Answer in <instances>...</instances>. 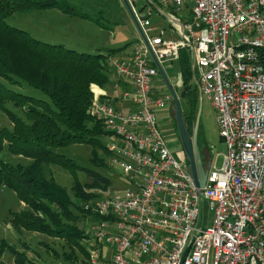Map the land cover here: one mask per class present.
I'll use <instances>...</instances> for the list:
<instances>
[{
	"label": "built area",
	"instance_id": "built-area-1",
	"mask_svg": "<svg viewBox=\"0 0 264 264\" xmlns=\"http://www.w3.org/2000/svg\"><path fill=\"white\" fill-rule=\"evenodd\" d=\"M128 1L145 39L109 63L130 85L131 107L90 83L88 113L110 139L107 165L129 186L85 205L105 219L88 232L84 264H264V0H155L170 8L172 36L151 34ZM182 48L226 149L201 190L158 123L173 99L155 60L169 66Z\"/></svg>",
	"mask_w": 264,
	"mask_h": 264
},
{
	"label": "trees",
	"instance_id": "trees-1",
	"mask_svg": "<svg viewBox=\"0 0 264 264\" xmlns=\"http://www.w3.org/2000/svg\"><path fill=\"white\" fill-rule=\"evenodd\" d=\"M49 8L101 24L97 17L92 18L68 0H0V110L11 122V127H0V188L11 189L24 203V208L11 212L10 222L14 226L65 239L71 251L64 256L76 261L74 250L85 258L87 247H93L90 234L80 228L77 221L80 217H91L96 222L105 219L85 205L103 197L111 180L94 168L79 165L59 149L71 144H87L92 149L93 165L106 164L98 149L105 156L109 154L102 140L107 132L102 123L88 113L92 97L89 85L95 83L104 87L111 82L107 57L124 47L112 49L108 54L79 52L41 41L8 22L15 11ZM178 64L182 79L180 96L188 103V109L182 114L191 134L199 93L188 49H180ZM7 102L20 108L23 116L8 108ZM170 110H173V101ZM174 128L176 130L175 122ZM202 138L198 129L199 146ZM4 150L27 162L12 164L3 160ZM203 158L205 163L210 161L209 152L203 154ZM43 164L58 165L72 173L73 198L54 177L44 175ZM77 170L85 171L91 181L78 180ZM5 252L13 255V264H42L1 238L0 264H9L1 260Z\"/></svg>",
	"mask_w": 264,
	"mask_h": 264
},
{
	"label": "rangeland",
	"instance_id": "rangeland-1",
	"mask_svg": "<svg viewBox=\"0 0 264 264\" xmlns=\"http://www.w3.org/2000/svg\"><path fill=\"white\" fill-rule=\"evenodd\" d=\"M70 1L78 5V7L83 11L89 12L92 15L97 14L95 17L98 18V21H100L101 24L104 23L107 25H113L116 21L114 30L99 29L96 25H94V23H86L89 25H84L77 21L79 18H74L71 19V21H66L65 24L61 22L60 26H58L56 30H50V33L43 32L41 28V31H37L35 30V23L37 15L40 16V13L37 10L25 12L15 11L13 16L8 19V22L11 25L28 30L29 33L36 38L47 40L49 42L52 41L58 43V41H60L66 44L67 47L85 53H99V51L119 49L121 47L126 48L129 46L130 42L137 37L136 35L138 34V30L136 25L122 0V7L117 4L116 0ZM131 3L140 16H146V14L150 12L151 15H155V9L153 7L154 4L151 0H131ZM100 8L102 10L96 13V11ZM144 19H147V17ZM81 22L87 21L81 20ZM153 22L156 25H164L167 31L169 24L165 17L161 16L158 22L153 19ZM167 73L168 76L171 77L173 85L172 88L174 91L176 90L175 92L179 97L181 109L182 111H186L188 109V103L185 98L180 96L181 85L178 83L176 84L175 80H173L174 76H176L177 79L180 78V82H182L178 62H174L172 68L167 69ZM6 106L17 114L23 116V111L20 108L15 107L11 102H7ZM157 113L159 127L168 146L177 158L182 157L184 154L177 137V131L174 128L173 110H170V108L161 109L158 110ZM3 126L11 127V122L5 113L0 110V127ZM199 131L203 137L201 140V147H203V151L202 148H200L202 155L203 153L207 154L209 152L211 159L216 158V164L220 165L222 161V154L226 149L217 132L215 111L206 97H202ZM102 140L104 143H108L110 139L107 136H104ZM91 150V147L87 144H71L60 148L59 152L65 154L67 157H70L79 165L94 168L103 175L107 176L111 180V184L106 192L102 193L103 196L122 193L124 189L129 186V184L124 179L120 169L108 166L106 160L109 154L105 156L102 150L99 149V156L104 158L106 164L104 166H94L91 162ZM1 158L12 164H16L18 162L24 164L27 162V159L12 155L6 150L1 153ZM42 171L46 177H54L55 181L65 187L69 195L73 198L71 186L73 185L74 178L71 172L58 165L52 164H43ZM76 178L82 183H89L91 181L90 177L87 176L83 170L76 171ZM20 204L21 202L11 189L5 186L0 188V239L5 238L17 249L25 250L28 258L34 260L36 263L84 264V256H82L77 250H74V253L77 256L76 261L65 258L64 253L67 254L71 251L65 239L50 237L14 226L12 222H10L11 212L19 211L25 207ZM77 225L80 228H84L89 233H93L97 227L96 221H94L91 217H80L77 221ZM1 260L8 262L9 264H13V255L9 252H5L1 257Z\"/></svg>",
	"mask_w": 264,
	"mask_h": 264
},
{
	"label": "crops",
	"instance_id": "crops-1",
	"mask_svg": "<svg viewBox=\"0 0 264 264\" xmlns=\"http://www.w3.org/2000/svg\"><path fill=\"white\" fill-rule=\"evenodd\" d=\"M69 2H71L70 0H68ZM117 4H119L120 7H122V2L121 0H116ZM72 3V2H71ZM74 4V3H73ZM154 4V9H155V15H151V12L146 14V16H142L143 18L147 17V19L149 20L150 22V27L153 28L151 32V34H154L157 30H162L163 33L166 35V36H172L173 34L170 32V21L167 17V13L169 12L170 8L168 7H165V6H161L159 4H157L156 2L153 3ZM76 5V4H75ZM78 7V5H76ZM79 8V7H78ZM80 9V8H79ZM82 12H86V11H83L82 9H80ZM102 9H98L96 11V13L100 12ZM39 13H40V16L37 15V20H36V23H35V30H41L45 33H50V30H56L58 26H60V23H64L66 21H71V19H74V18H79L77 16H72V15H69L67 13H64L62 12L61 10L57 9V8H49V9H45V10H37ZM49 12V13H47ZM87 14H89L92 18H96L95 15H92L91 13L89 12H86ZM163 16L165 17V19H167L168 21V27H167V31H166V27L164 25H156L154 22H153V19H155L157 22L159 21V18ZM104 17V16H103ZM69 19V20H67ZM106 19V18H105ZM81 20L83 21H87V22H81ZM107 20V19H106ZM79 23H82L84 25H89V24H86V23H94V25H96L99 29H109V30H114V26L116 25V21L113 23V25H110V24H97L95 23L94 21H92L91 19H84V18H79V20H77ZM111 21V19H110ZM114 21V20H113ZM56 22H59V23H56ZM112 22V21H111ZM153 22V23H151ZM40 30V31H41ZM28 31V30H27ZM29 32V31H28ZM137 37L134 38L128 47L120 50L119 52H116V53H113L112 55L108 56L107 57V60L106 62L108 63V66L111 68L110 66V57L112 56H120V57H128L131 53H132V50H133V46H134V43L139 39L140 37V33L138 32V34L136 35ZM34 37V36H33ZM36 38V37H35ZM39 39V38H37ZM41 40V39H39ZM41 41H44V42H48V43H55V44H60V45H63L65 47H67L66 44L58 41L57 42H49L47 40H41ZM70 48V47H68ZM99 53H103V54H108L110 53V50H105V51H99ZM191 57V56H190ZM179 59V58H178ZM174 62H178V60L176 61H173ZM173 63L169 66H165V64H162V69L167 77V79L169 80L171 86L173 87L172 85V81H171V77L168 76V73H167V69H171L172 66H173ZM191 68H192V61H191ZM179 76V74H178ZM111 82H109V84L105 85L104 87H102L107 93H108V97H110L113 101H114V104L119 107V108H123V109H128L129 107H131V104H130V101L123 98L122 94H123V91L125 90H128L130 89V85L127 84L126 82L122 81V80H117L115 79V75L112 71V68H111ZM175 80V83L181 85V82H180V78L177 79L176 76H174V79ZM176 91V90H175ZM20 205H24L23 202H21ZM13 261V260H12ZM4 262V261H3ZM8 263V262H7Z\"/></svg>",
	"mask_w": 264,
	"mask_h": 264
},
{
	"label": "water",
	"instance_id": "water-1",
	"mask_svg": "<svg viewBox=\"0 0 264 264\" xmlns=\"http://www.w3.org/2000/svg\"><path fill=\"white\" fill-rule=\"evenodd\" d=\"M123 4L128 9L129 13L132 16V19L136 25V28L140 35L144 38L142 34L141 27L133 13V10L131 8V5L128 0H122ZM145 39V38H144ZM157 67L159 69V72L169 90V92L172 95L173 99V119L176 126L177 136L180 142V145L182 147V151L184 154V157L188 163L187 170L191 177V180L194 184V186L198 189H202V187L205 185L206 180V174L208 171V168L210 166V161L205 163L202 152L200 151L198 142H197V135H198V129H199V120H200V112H201V104H202V96L199 95L198 100V108L194 120V124L192 127V133L190 134L187 130V127L184 124V118L182 114V109L179 101V97L176 94V92L173 90L169 80L167 79L161 65L155 60Z\"/></svg>",
	"mask_w": 264,
	"mask_h": 264
},
{
	"label": "flooded vegetation",
	"instance_id": "flooded-vegetation-1",
	"mask_svg": "<svg viewBox=\"0 0 264 264\" xmlns=\"http://www.w3.org/2000/svg\"><path fill=\"white\" fill-rule=\"evenodd\" d=\"M199 148H202V151H203V147L199 146ZM204 154V153H203Z\"/></svg>",
	"mask_w": 264,
	"mask_h": 264
}]
</instances>
